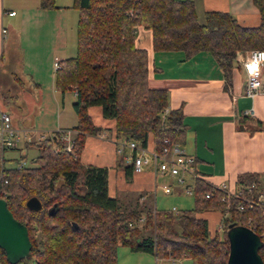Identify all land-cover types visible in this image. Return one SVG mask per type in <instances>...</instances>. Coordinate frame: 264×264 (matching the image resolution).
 I'll use <instances>...</instances> for the list:
<instances>
[{
  "label": "trees",
  "instance_id": "obj_1",
  "mask_svg": "<svg viewBox=\"0 0 264 264\" xmlns=\"http://www.w3.org/2000/svg\"><path fill=\"white\" fill-rule=\"evenodd\" d=\"M252 1L260 16L256 26L242 25L229 11L217 9L205 10L199 22L194 0H73L78 11L76 52L58 61L54 87L75 95L74 148L67 151L54 130L25 143L40 148L31 165L2 171L6 205L26 225L31 246L28 256L14 263L0 248V264H117L120 245L157 257L185 256L191 264H226L225 229L230 223L249 226L259 235L264 262V209L238 208L242 196L197 177L190 209L123 210L108 194L107 168L79 158L84 135L102 131L87 112L90 105L114 119L116 137L123 135L141 147L151 137L155 149L164 138L181 143L182 109L168 107L166 88L148 85L153 66L147 50L136 43L137 31L141 26L150 31L155 51L182 50L186 57L209 51L228 76L239 52L264 50V0ZM39 6L55 7V0H39ZM4 57L2 51L0 60ZM252 182L262 185L257 173L240 174L237 188ZM31 196L40 201L39 209L26 206ZM207 211L220 215V233L210 234L207 219L197 215ZM140 216L142 225H129Z\"/></svg>",
  "mask_w": 264,
  "mask_h": 264
},
{
  "label": "crops",
  "instance_id": "obj_2",
  "mask_svg": "<svg viewBox=\"0 0 264 264\" xmlns=\"http://www.w3.org/2000/svg\"><path fill=\"white\" fill-rule=\"evenodd\" d=\"M72 2L55 0V7L42 8L39 0H0V54L5 53V63L13 62L10 54H18L21 78L30 86L25 87L26 94L21 96L26 102L23 113L14 114L16 118L12 115L15 118L12 117V122L32 135L57 129L73 130L76 124L74 109L73 113L64 110V95L68 91L60 93L54 87V61L76 52L78 11ZM194 2L197 8L198 0ZM215 4L205 10L229 11L245 26H256L260 22L258 8L252 0H216ZM9 11L13 14H8ZM136 43L147 50L153 66L148 85L166 88L168 107L182 109L185 136L181 145L194 157L196 178L235 190L238 175L253 172L263 183L264 66L262 88L250 97L244 93L246 70L241 52L235 56L234 64L225 76L209 51L186 57L182 50H153L150 31L142 26L137 31ZM71 92L75 100L74 92ZM58 95H61V102ZM87 112L93 124L102 131L84 135L79 154L81 162L107 168L108 194L118 199L123 210L157 208L155 198L151 196L156 190L157 178H175L156 173L151 164L140 171L127 168L131 164L123 154L130 151L124 145L123 153H118V146L127 140L123 135L116 137L114 119L104 117L98 105L88 106ZM19 117L22 119L20 124ZM143 148L147 153L155 149L151 137ZM194 180L193 177L187 178L193 185ZM176 211L179 210L176 208ZM212 213L220 220L217 212L197 215L208 221L207 216ZM120 247L124 250L121 254L117 252V264H191L185 256L157 257Z\"/></svg>",
  "mask_w": 264,
  "mask_h": 264
},
{
  "label": "built area",
  "instance_id": "obj_3",
  "mask_svg": "<svg viewBox=\"0 0 264 264\" xmlns=\"http://www.w3.org/2000/svg\"><path fill=\"white\" fill-rule=\"evenodd\" d=\"M13 14V11L7 12ZM242 53V65L246 70V83L244 93L247 96H255L262 88L263 77L262 68L264 66V50L260 48H250L241 51ZM54 66H59L58 61H54ZM251 113V112H250ZM59 134L60 140L63 141L64 147L67 151L73 150L74 131L72 129H57L55 130ZM52 135V131L48 132ZM47 134L39 133L37 136H33L31 133L17 128L12 122V116L9 111L0 107V178L2 171L9 167L20 168L24 166V160H19L17 157L6 155L11 150H17L18 143L30 142L33 139L41 140ZM163 144L159 149L147 153L146 149L139 146L137 141L128 140L125 144L118 146V153H123V146L125 145L130 153L123 154V158L126 161L132 163L133 171H140L144 166L151 164L153 170L158 174H169L175 178V181L179 184H184V190L186 193L193 194V183L187 181L188 177L196 178L194 170V157L187 154L179 141L170 142L167 138L162 140ZM134 151L136 153H134ZM76 153H73V156ZM217 188L224 189L228 194H234L235 196H242L237 207L242 209L245 206L253 207L257 205L264 209V182L262 185L254 182L245 185L244 189L237 188L235 190H229L226 185L221 184L216 186ZM162 189L165 193L170 192V187L165 183L162 184ZM0 197L5 199L6 191L0 188ZM209 194H206L208 196ZM174 212L175 207H172ZM143 222V217H138L137 221L129 223V225L138 224ZM217 231L222 230V225L218 224ZM172 261L174 258H171Z\"/></svg>",
  "mask_w": 264,
  "mask_h": 264
},
{
  "label": "rangeland",
  "instance_id": "obj_4",
  "mask_svg": "<svg viewBox=\"0 0 264 264\" xmlns=\"http://www.w3.org/2000/svg\"><path fill=\"white\" fill-rule=\"evenodd\" d=\"M215 2L216 0H198L196 9H197V19L199 22L203 21V11L205 9H209L210 7H215V6H211V5H216ZM6 26L8 25L6 24ZM11 55L13 62L5 63L3 59L0 60L1 63L0 64V107L8 110L10 115L14 116V114L16 115L17 113H23L26 102L23 100L21 96L22 93L23 95L26 94L25 87L27 86L30 87V86L28 85V81L26 79H24L25 81H23V79L21 78L20 68L17 64L18 54L14 53V54H10V56ZM71 55H75V52H72ZM58 98L59 101L61 102L62 101L61 95H58ZM73 101H74V97L72 92L71 91L66 92L64 95L65 111L69 113H73V107H72ZM18 122L19 124L22 123V119H20V117L18 118ZM41 133H45L48 135L47 132L42 131ZM33 136H37V134ZM32 141H36V139H33ZM39 152H40V148L37 144H31L29 146H25V144L20 142L17 145L16 151L14 152L9 151L6 153V155H12L14 157H17L19 160H24L25 165H31L32 158L37 156ZM19 156H22V158H20ZM164 183L170 187V192L165 193L163 191L162 184ZM156 184H157L156 190L151 196L155 198L157 208L171 210L172 207L174 206L178 210H184L193 207V195L185 192L184 184L177 183L175 179L170 180L169 177L157 178ZM207 218H208V228L210 234H213L216 231V228L218 227L219 220L215 217L214 213L208 214ZM217 232L220 233V231ZM123 250L124 247L119 246L117 251L118 254L119 253L121 254ZM125 250H128L127 247H125Z\"/></svg>",
  "mask_w": 264,
  "mask_h": 264
},
{
  "label": "water",
  "instance_id": "obj_5",
  "mask_svg": "<svg viewBox=\"0 0 264 264\" xmlns=\"http://www.w3.org/2000/svg\"><path fill=\"white\" fill-rule=\"evenodd\" d=\"M37 197L26 200V206L37 210L40 208ZM228 240V256L226 264H264L258 250L262 244L259 235L249 226L230 223L225 229ZM31 242L27 227L17 220L0 197V248L5 252L7 260L17 262L28 256Z\"/></svg>",
  "mask_w": 264,
  "mask_h": 264
}]
</instances>
